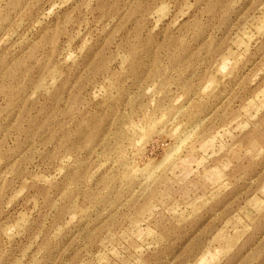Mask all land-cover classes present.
Returning <instances> with one entry per match:
<instances>
[{
  "label": "rangeland",
  "instance_id": "374dc122",
  "mask_svg": "<svg viewBox=\"0 0 264 264\" xmlns=\"http://www.w3.org/2000/svg\"><path fill=\"white\" fill-rule=\"evenodd\" d=\"M0 264H264V0H0Z\"/></svg>",
  "mask_w": 264,
  "mask_h": 264
}]
</instances>
